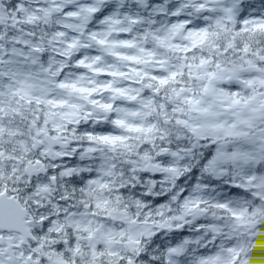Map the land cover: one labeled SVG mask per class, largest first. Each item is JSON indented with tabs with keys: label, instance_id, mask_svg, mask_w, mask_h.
I'll return each mask as SVG.
<instances>
[{
	"label": "trees",
	"instance_id": "1",
	"mask_svg": "<svg viewBox=\"0 0 264 264\" xmlns=\"http://www.w3.org/2000/svg\"><path fill=\"white\" fill-rule=\"evenodd\" d=\"M18 1L11 0V11H33L37 21L45 20L42 27L37 23L32 26L34 22H31L32 31H24L49 37L59 54H68L73 60L64 86L69 85L75 97L63 107H60L63 97L58 94L42 100L34 97L26 105L24 97H8L5 90L11 81L4 83H7L5 89L0 83V193L32 199L31 204L40 201L45 208L50 207L48 203L55 206L49 214L53 217L46 228L49 233L42 240L46 251L56 252L69 264H264V165L253 161L245 166L238 163L233 169L231 161L225 164V157L217 164L219 149L212 137L198 141L192 128L183 124L184 120L188 121L187 108L194 100L198 101L212 81L210 73L214 77L216 70L219 73L222 69L227 77L254 59L256 66H260L257 59L264 58V17L262 11L254 9V1L246 0L241 5L230 30L221 11L206 13L207 23L192 21L190 11L170 7L169 12L157 15L153 33L146 34L141 29L128 32L127 16L131 13L120 11L119 14L115 3L108 0L102 15L94 18L93 31L89 29L84 37L76 34L79 24L70 11L53 12L46 18L50 8L44 0H25L24 6ZM183 3L180 0L179 4ZM69 5L70 2L67 10H72ZM175 34L177 38L172 40ZM86 37L103 45L108 55L119 44L121 49L117 52L122 57L131 52L128 46L137 43L140 47V42H147V55L153 60L143 70L147 82L152 79L153 90L157 87L162 93L161 100L174 103L176 109L167 105L163 113L154 116L148 104L151 93L147 91L145 96H139L136 87L125 80H119L115 87L96 89L90 95L91 100L113 109L114 115L104 125L86 131L90 137L84 133L78 137L79 141L91 139L83 149H91L95 154L90 152L76 159L70 169L60 163L54 165L60 202H53L47 196L35 198V183L28 185L23 175L27 164L41 155L29 147L36 131L33 127L50 133L64 130L65 115L70 108L73 105L84 108V94L92 86L82 85L87 79H78L79 73L88 77L97 61L90 60V52L83 45ZM172 49L178 50V58L168 60L166 56ZM126 66L130 71L141 72ZM182 66L202 69L195 79L178 76V81L172 83V76L179 75L178 68ZM261 68L264 70V65ZM253 76L230 77L218 84V99L223 103L248 104L264 113V105L260 106L264 102V84L251 81ZM134 95L138 97L134 99ZM122 96L135 100L134 104L122 102ZM158 97L156 104L161 101ZM122 107H127V112ZM165 150L169 154L158 158L157 154ZM227 156L233 157L231 153ZM154 159L163 162L166 173L151 177L144 172L143 164ZM67 170L73 176V182L68 184L64 176ZM25 187L29 188V197ZM88 204L101 216H105V209L127 212L135 223L151 228V233L138 247H126L120 236L127 233L126 229L120 228L119 222L101 224L90 220ZM183 214L186 218L179 222ZM248 221L255 224L250 232H247ZM95 236L98 243L92 245Z\"/></svg>",
	"mask_w": 264,
	"mask_h": 264
},
{
	"label": "rangeland",
	"instance_id": "2",
	"mask_svg": "<svg viewBox=\"0 0 264 264\" xmlns=\"http://www.w3.org/2000/svg\"><path fill=\"white\" fill-rule=\"evenodd\" d=\"M82 0H61V4L64 6L68 5L69 2H73L76 4H79ZM138 1V0H137ZM148 0H140V2L144 5L146 4ZM58 0H54L52 2V10L53 12H56L58 7L55 5L57 4ZM104 0H91V2H88L89 5L93 6V10L91 15L94 13L97 14L98 11L101 10V4H103ZM237 0H200V9L202 11H199L201 14H205L209 11L208 9L213 10L215 13L216 11H221L226 13V19L233 18L235 13L237 11H232L233 7L235 6V3ZM140 3V4H141ZM196 2L192 4L191 6H195ZM224 6V7H223ZM225 6L227 8L225 9ZM194 10H197L196 7H191ZM215 10V11H214ZM198 12V11H194ZM2 15V12L0 11V17ZM225 15V14H224ZM223 15V16H224ZM206 16V14H205ZM222 16V17H223ZM229 17V18H228ZM87 21L89 20V16L86 17ZM85 18V19H86ZM176 35L172 40L176 39ZM87 41V40H86ZM85 41V42H86ZM176 41V40H175ZM14 46L12 48H9L10 57L6 60L5 63L8 65H14L17 64L20 67V71H9V73L12 76L18 77L19 75L24 73L25 67H28V65L25 63L27 61L28 64L30 61L33 60L36 62V55L32 57L33 53H30L31 58L26 59L22 58V54H19V47L13 43ZM26 44V43H24ZM85 47H89V49H95L94 54H96V49L103 52V54H99V59H105L104 65L101 64L99 61H96L95 68L102 69L105 72H109L113 70V68L110 66L111 64L108 63V54L106 53L107 50H105L101 45L95 44L92 40H89L87 43L83 44ZM11 47V43H10ZM115 49H118V47H115ZM106 57V58H103ZM91 61L94 60V58L90 59ZM123 65L125 63L123 62ZM148 66V64L144 65ZM193 73L192 75L198 76L199 70L202 69V67H195L192 68ZM210 73V71H208ZM222 72V73H221ZM254 75L252 77L251 81L254 82H260L261 84H264V70L256 66L255 59L254 61H248L247 67L244 69L236 68L233 71H231L227 77H225V70H220L219 73L213 74L210 73V79L212 80L208 83V86L203 89L200 98L196 102L194 100L193 104H190V106L187 108L190 112L188 114V121L187 119L184 120L183 124L185 126H190L192 129V133L196 135V139L200 141V139H205L207 137H212V140L215 141L218 145L219 149V157L217 158V164L218 162L222 161L224 158L225 164L230 163L231 166H235V164L241 163L242 166H245L248 163H251L254 161L256 164L264 165V115H261L257 109H254L253 107H248V104H241L237 102L236 104H229L228 101H224L225 103L221 102V100L217 97V85L222 83L230 78H240L243 75ZM133 77V76H131ZM200 78V77H198ZM104 81H108V78L102 77ZM202 79V77L200 78ZM21 89L24 90V93L31 96L37 91L40 92V89H43L44 92L48 90L49 88V79H43L39 76H31V77H24L20 80ZM86 84V82H82ZM11 84L9 87H15L16 81H11ZM90 85H92L91 82H89ZM87 84V87H90V85ZM207 84V83H206ZM249 82L246 84L248 85ZM91 88V87H90ZM52 89V88H51ZM69 94L65 98V102L70 101L72 96L74 95L73 91H69ZM42 94V93H40ZM46 96V95H44ZM43 97V96H42ZM256 99V95L254 96ZM73 99V98H72ZM178 99V98H177ZM122 102L129 104V100L122 99ZM131 103V102H130ZM192 103V102H191ZM133 105V103H131ZM124 108V111H126V107ZM70 112H68L65 117H67L68 121H79L80 118H78V115L75 114L74 109L70 108ZM127 112V111H126ZM186 118V117H185ZM245 126V128H244ZM58 131V130H57ZM42 130L37 131L35 133L36 138L40 139L42 138ZM41 135V136H40ZM231 147V148H230ZM247 148V151H243V148ZM230 150V152H229ZM232 154L233 157L227 156V154ZM215 167V166H214ZM3 209V208H2ZM3 216H4V209H3ZM186 216L181 215L179 218V222L184 221ZM3 224V222L0 219V224ZM254 223H249L247 226V232H250L252 229H254ZM128 236L132 237L134 236V239L136 237H139L141 234H145L147 237L151 233V228L148 226H130L128 228ZM127 240V238H126ZM97 240H94L96 242ZM56 254L54 252L48 253V259H51V264H56V262L60 259H56ZM0 264H7L5 259V252L0 249ZM46 264H49V261L46 262Z\"/></svg>",
	"mask_w": 264,
	"mask_h": 264
},
{
	"label": "flooded vegetation",
	"instance_id": "3",
	"mask_svg": "<svg viewBox=\"0 0 264 264\" xmlns=\"http://www.w3.org/2000/svg\"><path fill=\"white\" fill-rule=\"evenodd\" d=\"M2 13H3V16H7V18H10L9 15H15V16H19V17H28V22H36V19L32 16L33 11H31V12H26V11H2ZM1 24L3 25V22H1ZM134 24H135V26H137V23L134 22ZM26 29H30L31 30V26L29 25L28 27H26ZM136 29H139V28L137 27ZM29 32L30 31H27V32L24 31L22 33V37L25 38L26 35H28ZM136 44L127 47L128 50H131L129 55L123 56V57L115 56V57H112V58L110 57L108 59V63H110L111 64L110 66L113 68V70L110 71V73H108V78L111 80L112 87H115L116 82H117V74L114 73V72H117V71L120 70V68L116 67V64L123 65V62H124L125 63L124 66L131 65L133 67H136L137 65H139L141 63L142 60H143L144 63H146L148 65L150 63H152L153 60L147 58L148 57L147 56V51L145 50L146 49V43L143 42V48L142 49L139 48L138 46H136ZM128 50H126V51L128 52ZM23 53L28 55L30 52L29 51L22 52V54ZM176 53H178V51H176ZM27 58H28V56H27ZM98 61L103 63L104 59H99ZM147 68L148 67L143 66L144 70H146ZM100 70L102 71V69H100ZM48 85H49V87H52L53 83L49 82ZM39 91L41 93L44 92L43 89H40ZM93 105H95V104H93ZM110 111L112 113V110H110ZM89 116H91V119L94 120V121L99 120V122H96L97 124L104 123V117L103 116H99V115H95V114L93 115L92 113H90ZM90 130H92V128H90ZM70 135H72V132L70 133V131L67 130L66 131V135H64V136L67 137V136H70ZM73 135H75V133H73ZM74 149H75L74 147H71L68 150H60V149H57V150L61 154H65V155L71 156L72 154L75 153ZM43 177H45L47 179V181H48L49 178L51 177V174L47 175V176H43ZM71 178H72V176H70L68 173H66L65 181L67 183H69L71 181ZM32 230L34 232V228L33 227H32ZM35 235H36V237H37V239L39 241V236L36 233V231H35ZM0 237H3L4 240H5L4 244L2 246H0V249H2V251L4 250L5 246L7 244H9V243L14 244L16 246L17 261H18V259L23 260L25 258L32 257L34 259L33 260V264H36L37 262H41V264H43L42 254L40 252H38L37 247H36V244H38V241L36 243L29 241L28 245L23 246L22 248H20V247L17 246L18 242H19V236L18 235H16V234H3L2 233V234H0ZM38 245L43 248V244H38ZM49 253H51V251H49ZM48 261H49V264H51V259H48ZM56 264H59V263L56 262Z\"/></svg>",
	"mask_w": 264,
	"mask_h": 264
},
{
	"label": "water",
	"instance_id": "4",
	"mask_svg": "<svg viewBox=\"0 0 264 264\" xmlns=\"http://www.w3.org/2000/svg\"><path fill=\"white\" fill-rule=\"evenodd\" d=\"M45 142L48 145L49 150L46 152V156L49 159H52V148L55 146H62V142L60 138H52L51 136L45 137ZM68 144V143H65ZM55 159L63 158L57 154L54 155ZM35 167H39V169H34L33 167L27 168L25 171L29 176L38 175L45 173V169L43 168L40 162L36 163ZM146 170L150 172L152 175L163 174V168L152 163H149L146 167ZM4 216H3V209ZM26 211L19 206V203L15 199V197L9 198L6 193L0 195V219L3 224H0V229L8 230V231H18L22 234L24 239H26L30 233V230L26 227Z\"/></svg>",
	"mask_w": 264,
	"mask_h": 264
},
{
	"label": "bare ground",
	"instance_id": "5",
	"mask_svg": "<svg viewBox=\"0 0 264 264\" xmlns=\"http://www.w3.org/2000/svg\"><path fill=\"white\" fill-rule=\"evenodd\" d=\"M244 128H245V126H244Z\"/></svg>",
	"mask_w": 264,
	"mask_h": 264
}]
</instances>
